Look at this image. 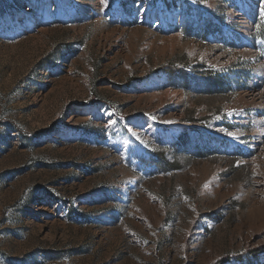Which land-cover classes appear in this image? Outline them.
<instances>
[{"label":"rangeland","instance_id":"1","mask_svg":"<svg viewBox=\"0 0 264 264\" xmlns=\"http://www.w3.org/2000/svg\"><path fill=\"white\" fill-rule=\"evenodd\" d=\"M0 264H264V0H0Z\"/></svg>","mask_w":264,"mask_h":264}]
</instances>
